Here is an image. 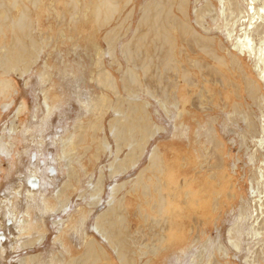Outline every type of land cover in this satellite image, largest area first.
I'll use <instances>...</instances> for the list:
<instances>
[{"label":"rangeland","instance_id":"obj_1","mask_svg":"<svg viewBox=\"0 0 264 264\" xmlns=\"http://www.w3.org/2000/svg\"><path fill=\"white\" fill-rule=\"evenodd\" d=\"M13 1H6L10 18L19 16ZM20 1L30 7L32 25L26 30L27 36L18 34L19 44L31 45V37L39 42L41 51L32 61L25 56L17 70H0V232L8 231L6 243L0 245L1 263L22 264L24 260V264H68L81 255L83 243L76 238L80 234V238H96L109 255L88 264H120L115 249L95 230L97 226L109 232L110 220L99 224L97 218L112 207L111 202L127 215L126 231L136 244L130 254L133 264H264V215L258 217L253 212L255 200L262 198L264 204V180L259 179L260 173L264 175V153L257 146L260 137L264 140V108L253 104L245 80L256 86L262 97L264 82L254 70L253 59L239 57L243 74H232L220 66L226 87L212 83L207 88L196 73L190 77L195 86H189L178 73L167 75L157 61L149 62L148 86L142 66L135 62L127 66L122 55L124 48L134 46L140 9L147 0H132L124 9L129 0H116L119 11L101 30L89 20L94 9L90 0H78V4L87 6L89 18L69 32L65 46L58 41L59 13L56 22L54 18L60 0H40L38 8L33 6L37 0L33 4ZM237 3L239 9L247 8V0H225L224 10L220 0H188L187 16L198 33L231 48L235 40L227 38L233 18L228 11ZM202 14L200 21L209 28L206 32L195 22ZM10 18L7 25L0 19V59L5 49L14 47ZM113 30L116 32L111 33ZM239 34L240 28L236 36ZM113 46L116 61L111 57ZM217 53L229 62L225 51ZM97 54L102 55L105 68L116 79L118 94L115 89L98 86L101 65ZM198 55L194 54L201 58ZM19 67L24 71L20 73ZM130 71L136 75L130 76ZM175 94L179 99L173 98ZM137 102L157 128L146 147L141 133L129 128L131 119L124 121L129 117L130 103ZM114 121L126 128V141L115 137ZM255 130L260 137H254ZM211 138L216 146L210 144ZM176 146L182 148L179 159L172 157ZM204 146L209 154L218 153V170L208 173L195 169L194 161L205 162ZM142 149L146 151L139 162L127 168L132 154ZM154 151L164 156L168 166L161 177L164 192L171 197L161 213L155 202L146 204L139 182ZM35 154L34 174L40 184L31 191L26 173L33 168ZM117 165L127 171L116 178L111 171ZM206 176L214 179L204 180ZM65 185L68 203L55 195L62 196ZM188 192L195 194L196 205L189 203ZM10 222L17 227L7 229ZM237 223L240 234L234 230L232 235ZM161 235L168 236L170 243L161 245L154 254L141 246Z\"/></svg>","mask_w":264,"mask_h":264},{"label":"bare ground","instance_id":"obj_2","mask_svg":"<svg viewBox=\"0 0 264 264\" xmlns=\"http://www.w3.org/2000/svg\"><path fill=\"white\" fill-rule=\"evenodd\" d=\"M6 1L7 0H3L2 3H0V15H5V18H1L0 16V19L2 20L3 24L7 25L8 18H10V13L9 11H7ZM77 1L78 0H71L69 2L68 0H60V7L56 10V16L54 18L56 22L59 13V30L57 31L59 34L58 41L61 46L66 45V41L70 36L69 32L74 31L75 27L78 24L84 23L89 18L87 16V11L85 10V7L87 6H82L81 4H78ZM94 1L95 0H90V3L94 7V9H91V18L89 20H91L93 24L98 25V29L101 30L106 27L105 25L109 22V20H111L116 12L119 11V4L116 0ZM131 1L132 0H129L127 3H125L126 6H123V9L127 7V4ZM13 2V9L19 10V16H17L16 18H10L9 20V22L11 23V27H13L12 34L14 47L5 49L4 54H2L1 56L0 70H3V72H7L11 69L17 70V65L22 59H25V56H28V61H32L35 55H37V53L41 51V45L39 44V42L31 37H29L31 45L27 46L26 44H19L18 34L24 37L27 36L26 30H28L29 25H32L30 22L31 19L28 15V13H30V7L28 5L22 4L20 0H14ZM29 2L33 4V0H29ZM37 4H40V0L35 1L33 6L36 8ZM220 4L223 7L222 9L224 10L225 0H220ZM88 5L91 7L90 4ZM246 5L247 8L244 10L241 8L239 9V7L241 6L238 3L235 4L234 8H229V10L231 11L228 12L231 13L233 18L231 20V25H228L230 28L227 29V38L231 41L234 38L235 41L232 43L231 48H226L222 43H216L213 38L198 33L197 30L193 27L189 15L187 16L188 0H147V4L143 6V9H140V12L142 14L135 34L134 46L132 48L126 47L122 50V55L124 56L127 66H130L132 62H135L136 66L139 63L142 66L144 75L146 76V84L148 86L150 84V74L147 70L148 63L157 61V65L163 67L162 73L170 75V73L176 72L178 73V77L186 80V83H188L189 86H195L194 81H192L190 77H192L194 73H196L204 81V88H207V85L212 83H214V85L221 83L220 85L226 87V85H224V82L222 83V79H224V73L222 72L220 66L228 68L231 73L233 72L232 74H243L244 70L240 65L241 60L239 57L247 56L250 59H253L254 70L258 74L260 80L264 82V0H247ZM238 9L240 13L238 12ZM203 17L204 14L200 15L198 19H195V22L200 25L206 32L207 30L209 31V28L206 29L203 26V20L200 21V18L203 19ZM238 28H240V34L236 36ZM114 32L116 31L113 30L111 33ZM88 37H92V35L89 34ZM105 40L107 42L109 41V33L106 35ZM44 41H46V39ZM180 43L182 44L181 48L179 47ZM115 50L116 47L113 46L111 57L114 59V61L117 60ZM220 51H225L226 54H228V63H226L224 61V58H222L220 54L217 53ZM232 51H235L236 54H234ZM199 53L201 55V58L194 56V54ZM97 56L98 61H100L101 65V70L97 76L98 86L108 91H112L115 89L113 92L115 94H118L119 91L117 88L116 79L108 70V68H105L102 55L97 54ZM204 58H209L212 62H209L208 59ZM171 62H173L176 66L174 67ZM215 63L217 64L216 66L214 65ZM178 64L179 67H177ZM18 71L21 73L24 70L20 69L19 67ZM130 72V76L136 75V72ZM132 80L134 82H137L136 77H132ZM198 83L201 85L203 82L201 83V81H199ZM249 83L250 82L248 80H245V88L248 90L249 98L254 105H257L261 107V109H263L264 97L259 94V89L256 86L254 87ZM228 85H231L230 87L234 88L231 83H228ZM178 96L177 94H175L173 98L179 99ZM146 111L147 110L138 102L136 104L130 103L129 117L124 118V121L127 122H129V118L131 119L133 124L130 125L129 128L131 129V131L134 130L135 132L141 133L145 141V147L157 134V131H155V129L157 130V128H155V126L150 122L148 113H146ZM166 111L167 110L165 109V112ZM178 119H181L180 115ZM247 120H249L248 126L250 127L252 123L249 118H247ZM114 124L117 125L115 131L113 132L115 137L119 138V140L121 141H126V128L122 125H119L120 123L118 124V121H114ZM186 130L187 129H185V131ZM258 135L260 137L259 132L255 130L254 137H257ZM209 142L213 146H216V140L214 138H211ZM257 146L259 147V151L264 153V140L261 137L257 140ZM176 148V154L175 156L172 155V157L175 159H179L180 152L182 151H178L182 148H178L177 146ZM189 148L190 146L188 145V149ZM145 151V149H142L140 151H137V154H132L130 159L126 162L127 168L139 162ZM203 151L205 162L202 163L198 159L197 161H194L193 165L195 166V169H201V171L207 170L208 173L218 170L221 166V159L218 156V153L209 154L207 146L203 147ZM208 157H211V161ZM32 160L33 168H29L28 173H26V182L28 183L31 191H34L40 184V178H38V176L34 174L36 166V154L34 157H32ZM185 166L186 165L184 164L183 167ZM167 167L168 166L164 159V156H162L159 151H154V153L150 157L149 166L145 171L146 174L144 173L139 179L140 188L143 190V198L147 202L146 204H148L150 201L155 202L160 213L164 211L165 203L171 197V195L168 196V194L164 192V182L163 178L161 177L165 174ZM262 167L264 169V160L262 162ZM127 168L122 171L123 168L117 165L111 171L112 176H116L117 178V174H121L122 172L127 171ZM170 168H168L167 172H169ZM174 168L175 167H173V169ZM53 172H55L54 169ZM185 173L186 170L182 172L183 175ZM186 175L187 174H185L184 177H186ZM172 178L174 180L176 179L175 173L173 174ZM206 179L208 181V179L212 180L214 179V177L206 176L204 180ZM259 179L264 180V175L260 173ZM202 183H204V181ZM44 184H50V182H45ZM42 187L44 188L45 185H42ZM176 187H178V183L175 182L174 188L175 190H178V188ZM66 188L67 186L65 185V187L63 188L64 193L62 192V196L61 193H55V195H57L58 199L65 198L66 202L68 203L70 197L65 195ZM185 188V190H188L187 187ZM100 192L102 193V190ZM97 196H99V193L97 194ZM187 196L189 198V203L192 204V206L196 205L195 194L188 192ZM113 198H115V195H113ZM122 202L123 200L119 203L121 204ZM101 205L102 204H100V206ZM110 206L112 207L104 210L102 214L97 218L99 224H106V222L110 220L108 222L110 227H108L109 232H102L100 231L101 229L97 226L95 227V230L97 231V234L102 238V241L107 242L115 249L120 264H133L135 262H133V260L131 259V255L133 247L136 244L135 241L132 240L131 235H129V233L126 231L125 223L127 220V215H123L124 212H121L120 209L118 211V207L113 206L111 202ZM253 210L255 216L257 215L258 217H262L264 215V204L262 198L254 201ZM175 212L177 213V211ZM15 213L16 211L14 212V215ZM158 216L160 217L159 214ZM249 216L251 218L253 217L252 212L249 214ZM246 218H248V216L245 217V219ZM156 221L159 222V219L157 218ZM239 224L237 223L231 230L232 235L234 234V230H236L237 234H240ZM13 227L17 226L10 222L7 229L12 230ZM7 232H0V245L6 243L8 239ZM79 235L80 234H78L76 238L77 240H79V242L83 243V250L80 257H73L68 264H88L89 262L96 263L108 255L104 246L96 238H80ZM13 241H15L14 237ZM16 242L18 243L19 240ZM231 242L234 245L238 246V243H236L234 240H231ZM169 243L170 239L168 238V236L166 238L164 235H161V237L153 236V240L151 241V243H143L141 246L147 248V250H149L148 253L154 254L158 249H161V245ZM32 260L36 261L37 258H32ZM23 262L24 260H22L21 263L24 264ZM0 264H2L1 261Z\"/></svg>","mask_w":264,"mask_h":264}]
</instances>
